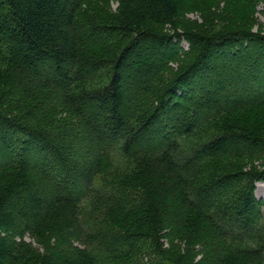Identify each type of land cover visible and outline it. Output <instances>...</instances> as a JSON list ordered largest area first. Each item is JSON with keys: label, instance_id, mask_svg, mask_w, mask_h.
Here are the masks:
<instances>
[{"label": "trees", "instance_id": "1", "mask_svg": "<svg viewBox=\"0 0 264 264\" xmlns=\"http://www.w3.org/2000/svg\"><path fill=\"white\" fill-rule=\"evenodd\" d=\"M116 1L0 0V264H264L263 0Z\"/></svg>", "mask_w": 264, "mask_h": 264}, {"label": "rangeland", "instance_id": "2", "mask_svg": "<svg viewBox=\"0 0 264 264\" xmlns=\"http://www.w3.org/2000/svg\"><path fill=\"white\" fill-rule=\"evenodd\" d=\"M199 1H201V0H191L187 4L188 7L186 8V10L183 11V17L185 19L190 20V21H194V22H198V23L204 22L205 19L202 16V14L198 10L192 9V4L198 3ZM214 1L217 2V5L220 9H222V6H224V4H225V0H214ZM111 6L114 9H116V7L118 6V2L116 0H111ZM221 26H222L221 21H218L215 24L216 28H219ZM252 27H253L252 28L253 31L256 32L259 29H261V31L264 33V0L257 4V9H256V12L254 13V17H253V26ZM165 30L168 32H172V31H174V28H172V26L170 24H167L165 27ZM177 30L179 32H182V27L178 26ZM181 46L184 49L188 50L190 47V44L186 40H182ZM176 65L177 64H175V67H176ZM223 95H225V93ZM256 195L259 199L264 200V182H258L257 183ZM27 240H30V238L27 237Z\"/></svg>", "mask_w": 264, "mask_h": 264}]
</instances>
